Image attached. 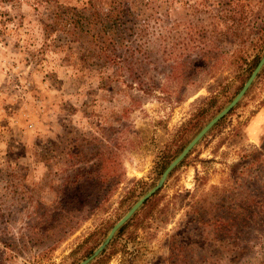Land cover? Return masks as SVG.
Masks as SVG:
<instances>
[{
    "label": "rangeland",
    "instance_id": "obj_1",
    "mask_svg": "<svg viewBox=\"0 0 264 264\" xmlns=\"http://www.w3.org/2000/svg\"><path fill=\"white\" fill-rule=\"evenodd\" d=\"M114 2L136 33L138 83L51 18ZM263 54L264 0H0V264L88 258ZM89 195L106 202L62 213ZM251 203L256 229L219 240L218 218ZM260 218L264 67L89 264H264Z\"/></svg>",
    "mask_w": 264,
    "mask_h": 264
},
{
    "label": "trees",
    "instance_id": "obj_2",
    "mask_svg": "<svg viewBox=\"0 0 264 264\" xmlns=\"http://www.w3.org/2000/svg\"><path fill=\"white\" fill-rule=\"evenodd\" d=\"M57 10V13H53L51 18L57 24H63V31L65 34L73 37L75 40H84L85 37L89 38V42L93 49H96L100 54H104L103 57L108 58V55H111L115 65H124V68L128 70L129 75L132 77L131 83H138L139 78L143 77V75L140 72L141 69L136 71L134 68L135 63L131 61V59L135 56L134 52L136 47L133 45V38L136 33L132 27V21L128 20L122 23L123 20L121 21V18H125V16H123L125 8L122 7V5H118L114 2L113 5H111L106 11L95 10L92 14L86 16L82 15L81 17L80 15H76V13L74 14V10L70 8L59 7ZM127 51H129V54L125 55L124 53ZM142 52L143 51L139 49L138 53L140 54ZM142 56L147 55L145 54ZM259 60V57L255 58L250 74L258 64ZM165 168L163 167L162 170L164 171ZM95 182H98L97 178H87L85 185L88 187L92 186L94 189L96 186ZM92 196L94 195H89V197L83 199L82 201L71 199L65 201L62 213L68 214L64 211L68 208V206H70L69 212L75 211V205L80 208L76 210L78 212H83L86 206L87 208L93 207V210H97L103 202H106L105 199L100 201H89ZM234 208V210L230 211L231 214H223L222 217L217 220V224L220 225L221 229L219 240H221V237H224L222 232L229 233V229L230 232L234 229L232 233L236 235V237L246 236L249 234V231L245 232V230L249 227V222H251V228L253 230L256 229L252 227V223L254 224L253 220H255L253 217L255 207L252 203L247 208L239 205H235ZM240 211L243 212L240 213ZM259 222L260 227L264 228V219L260 218ZM253 226H255V224ZM122 229L123 228L121 227L119 232Z\"/></svg>",
    "mask_w": 264,
    "mask_h": 264
},
{
    "label": "water",
    "instance_id": "obj_3",
    "mask_svg": "<svg viewBox=\"0 0 264 264\" xmlns=\"http://www.w3.org/2000/svg\"><path fill=\"white\" fill-rule=\"evenodd\" d=\"M264 67V54L260 58L258 64L245 81L239 92L231 100V102L224 107L214 118H212L198 133L197 135L186 145L182 152L168 164L166 169L162 172L160 179L155 184V186L150 189L145 195H143L128 211L127 213L115 223V225L109 231L107 237L103 243L86 259L81 261L79 264H89L96 257H98L109 242L113 239L115 234L119 229L126 224V222L135 214V212L150 198L152 197L163 185L169 174L185 159L189 152L197 145L199 141L220 121L222 120L245 96L247 91L252 86L253 82L256 80L257 76L260 74Z\"/></svg>",
    "mask_w": 264,
    "mask_h": 264
}]
</instances>
